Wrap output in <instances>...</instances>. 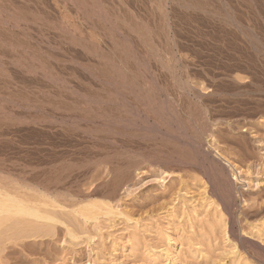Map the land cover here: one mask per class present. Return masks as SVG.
<instances>
[{"label": "rangeland", "instance_id": "374dc122", "mask_svg": "<svg viewBox=\"0 0 264 264\" xmlns=\"http://www.w3.org/2000/svg\"><path fill=\"white\" fill-rule=\"evenodd\" d=\"M54 1L55 2L58 1L57 3L59 4L60 7H62V11H64L66 8V10L64 11V14L62 15V18L60 17L61 24L64 19V21L66 20V22L69 21L70 23H75L78 27L81 26L80 28H82L81 30H83L84 32L83 34L87 38L85 42L86 44L84 45L86 47L89 45V47L95 51L94 45L92 44L91 41H88V40L93 39L96 42H99V41L100 43L103 42L102 47L107 46L111 50H114L115 53L112 51L110 53V58L114 61L116 60L115 62H117V57L119 56L118 54L119 47H120L119 42H121V39L118 38V34L116 35L117 37H115V31L111 33L112 30L109 28L110 24L108 25V24H105V22H103L104 25H106L104 26L100 22V21H104V18L102 17L103 13L108 14V15L107 14L104 15V17L105 16L108 17L112 15L110 18H115V16L116 18L117 16L118 18L120 16L121 17L125 16L127 20L129 21L131 20L132 22H135L136 24L140 22L139 26H141V22L143 23V21L145 24L148 22L147 25H149L152 32L155 33L156 31V33L158 34L162 33V31L160 32V30L163 29V25L161 26L162 23L160 24V19L162 20V14L159 9L161 0H137V1L136 0H131V1L130 0L128 1L127 0H118V1L117 0H101V1L95 0L101 4L97 6L94 5L96 4V2H93V0H91V2L90 0L88 1L82 0L84 2H81V4L79 2V5L78 4L76 5V2L74 0H69L70 3L67 0L65 1L64 0H54ZM208 1L210 2V9H212L213 11H211L212 13L210 12L207 13L206 16L202 15L203 13H200V12H198L199 13L198 14L197 11L196 12H194L193 10H192L193 12L189 11L185 8L180 7L177 4L175 5L170 4L171 8H174L175 11L178 8L177 9L178 15L182 14L179 16L176 15L177 16L176 20L178 21L179 31L181 30L180 31L181 33L179 32L178 34L177 40L179 42L180 41L182 42H180L181 43L180 44L178 41H175V43H178V45H176L175 43H171V41L167 40L163 36V34H160L163 37L162 39L160 35H159L160 37L154 36L153 39L155 40L156 44L153 42L154 44L152 43V45H154L155 48L157 49L156 51H158V53L156 54L157 57H153L150 51H148L150 50L149 44H147L148 47H146V44L142 43L136 35L133 36L134 38L131 37V39L134 42H131V44H127V48L132 46L130 47V49L131 50L135 49L136 54L138 52L140 54V55L137 54V57L138 56L140 57V58H136L137 60L132 59L134 60V63L132 60L131 61L129 60L130 65H132L133 71L136 70L134 68L135 66H137L136 73L138 74L136 76V73L133 72L134 73L133 79L137 78L136 81H139V83H141V81H144L145 79V82H147L148 86H151V85L155 86L156 84H158L155 87H158L159 85L161 87L162 91L160 90V87L158 88V90L155 88L157 91H159V93H156L157 91L154 90L153 92L154 94L153 93L148 94L149 95L148 97L151 98L154 96L153 100L154 99H156V101L158 100V102L154 100L155 103L151 102L153 101L152 98L150 99L151 101H149V99L145 100L147 98L146 95H144L145 99H143L144 98L143 96H140L142 99L139 97L138 99L136 97H132V99L134 100H130L131 98H129V96L127 97V95H124V100H122L120 96H117L116 94H114V91H111L110 96L111 97L113 96V97L110 98L105 90L106 88H109V89L110 88L114 89V88L109 87V86L105 87L106 84H104L103 77L102 75H100L102 59L98 57L100 56L98 55L100 54L99 51L97 50L96 55L98 56H96L94 51L92 52V49L90 48L88 49L85 46L83 48L80 46L81 48L79 47V49H78V46H76L75 48L72 47L73 49L70 48L69 46L71 45L68 44L70 42H65L63 40L65 39L66 41H69L68 38H66V35L64 33H63L64 35H62L63 31L61 32L59 29L60 18L57 17L59 19L58 21L55 16H52V14L50 15L46 11L45 9L46 4L44 0H38L37 2H32V3H28V1L26 2V0H22V1H19V0H12V1L4 0L3 1L1 0L0 1L1 9L4 8L5 6L6 8L11 7L9 9L11 12L13 10L14 11L13 13L15 15L21 12L22 7L20 6H22L21 4H24L23 7L27 6L28 8L31 7L32 9L30 8L29 10L26 7L27 10L25 11L26 8L24 7V10L22 9V12L25 11V13L29 15L31 14L32 17L33 15H35L36 17L38 16V20L33 19V18H31L32 20L31 19L29 20L30 18L29 15H25L24 13L25 15L24 16L23 13L21 14L19 13L18 15L19 16L21 15L24 18H21V20L23 19V21H21L20 23L18 22L19 29L15 27V29H17V30L14 29L15 30L14 33L16 34V36H14L15 34H13L11 40L12 41L15 40L14 42H16V45H19L20 47L18 48L15 45V48H14L15 50H13V48H10L12 50L9 49L7 53L5 52L8 49L0 47L1 49L0 51L3 50L4 52V49H5L4 53L0 52V58H1L0 65H2V62H3L4 70L5 72L7 71V73L5 72L2 73L3 71L1 69L3 68H1L2 66H0L1 68L0 74L4 76V77L2 76L3 79L1 77V80L3 83H1V80H0V90H2V92L0 91L1 92L0 93V104H1L0 105V186L1 187L4 186V184H6L7 180L9 179L10 183H16L18 186L21 187L20 191L9 189L10 193L26 201L25 202L26 205L33 206L36 209H39L43 213H46V214L51 213L50 216L53 214L52 216H54V218L57 217L55 218L54 220L55 222H54V221H47V220H41V219L35 220V218L33 217L30 218L28 216H25V217L16 216L15 217V216L7 215L8 219H6L7 216L4 215L3 216L5 219V221L3 222L4 224L3 223L0 224V264H170V262L157 261L158 258H156L157 257L156 255L152 256V254H148L149 247L157 249L158 252L160 249L166 248L167 235L173 239L172 244L169 247V249L172 250L173 252L174 251L177 252L179 261L184 262V260L187 259L188 264H200L202 260L201 259L199 260L196 254H193V255L189 254L191 250L200 248V249H204L205 251H207L208 249H211V248L213 249V245L215 248H219V249L221 248L222 250L223 247L228 245L226 237H227V234H231L230 230L232 226L229 220L226 223V229L225 227H219L217 225L215 227H210L211 224L209 225V223H207L209 220H211L210 218L205 219L208 221L202 220L200 223H197L195 221L196 223L193 222L194 225L192 224L194 228L191 232L190 228L186 224L187 222L185 221L184 217L180 219H178L177 217L179 214L180 215L182 214L183 209L180 210L182 208L180 205H179L180 209L175 210L178 213L177 215H176V212L174 213L176 216L168 212L167 211L168 209L166 208V206L169 205L168 203L176 199L179 195H181L182 192L183 193L186 192L187 194L186 198L188 200H191V199L193 200V198H196V200L197 199L199 200V193L200 192L202 193V191H204L205 188H208V190H210L208 192L210 196L208 194L207 196L211 197L212 195L213 198L215 199L216 193L211 188V184L215 185L214 176L217 172L216 169L213 167V165L209 161H206L205 163H203L202 161H190L191 163H188L189 160L188 161L184 160L187 163L176 164L174 162L175 164L173 163V165L167 166V164L163 162V161H166L168 158L167 151L172 152L177 149L179 150L180 147L183 149L191 148V145L189 146L187 145L188 144L186 142L187 138H184V137L190 135L194 131L195 132L198 131L199 129H196V128H200L205 121L206 123H208V125H210V127H212L209 129V131L211 132L212 129L218 127L221 123L223 124L225 119H228L229 116L235 114V109L244 110L243 113L245 114L246 117L248 116L247 118H251L252 114H255V113L258 114V112L260 114V112L263 110V112H261L263 115L261 114L260 115H261V119L264 120V103H262L261 105L260 104L255 105V104H249V103L248 105L247 104L244 105L245 103H243L244 106L240 105L241 107H238L236 105L237 103L236 101H246L247 102L248 99H251V97L257 98L260 96L259 89L257 87L255 88L252 85V83H250V81L248 82L249 78L247 75H248V72L252 70L254 73L256 71L258 74H255V76L257 75V78L255 77L254 79L255 81H258V83L256 82V84L260 85L262 82V79L264 80V75H262L264 74L263 73L264 65L261 66L259 64L260 62H258L259 56L257 55V50L254 49V47L252 48V46L248 44L249 42L244 33V29L245 27H248L249 25L252 26L253 23H254V26L256 27L262 24L263 21L261 20H263V17H262L263 15L261 14L260 7H262V4H263L262 2L264 0H258V2H256L257 0L256 1L255 0H208ZM126 2L128 3V5ZM134 2H136V4ZM106 4H109V5L107 6ZM224 4H226L228 7V10L231 14V19L227 20L224 17V11H223ZM32 5H34L35 9ZM67 5H70V6H67ZM80 5H82V7H84L85 5V9L81 8ZM118 6H121V7H118ZM15 8H18V9H15ZM42 8L44 10H42ZM34 10H36L37 13L39 14L41 12L42 13L39 15ZM43 12L44 13L47 12L45 15L49 14L50 17H48L49 15H47L46 17H43L44 16ZM100 12L101 13L103 12V13L101 14ZM191 12L194 16H197V18L199 16V19H197L196 17L192 15H189V13L191 14ZM78 13H80V15ZM81 13H82V17H80ZM98 13L101 14L100 15L101 17L99 16ZM95 14L97 16H95ZM195 14H198V15H195ZM3 16H6V14L5 15L3 14ZM25 17L28 18L27 21H24ZM39 17L44 18L43 21L40 20ZM99 17L103 20L101 19L98 20ZM49 18L51 20L52 19L54 20L50 21ZM91 18L94 20H91ZM55 19L57 21H55ZM34 20L35 22H33ZM36 20H37V26H35ZM114 20L116 19H111V22L115 23L116 21ZM236 21L238 23L242 22L243 25L242 24H239L240 26L237 25ZM32 22L34 25H32ZM47 22L51 23L50 26H49V23L46 24L47 26L44 24ZM22 25H24V27ZM56 25L59 27L56 28L55 27ZM180 25L182 29L180 28ZM103 26L107 29L109 28V30L105 29ZM258 28L259 26L255 29L256 35H258L259 30H260V29L258 30ZM11 29L10 30L13 33V27H11ZM59 33L63 37L64 36L65 37L64 38L58 37ZM110 34L112 35L110 36ZM99 35H100V38L98 37ZM260 35L257 37L259 38L262 37L261 32H260ZM180 37L181 39L182 38L184 39L181 40L179 39ZM114 38H117V40L118 41L120 40V41L117 42V40L115 39L116 40L115 41ZM155 38L161 39V40L158 41ZM238 38L240 39L238 40ZM60 39H62L63 41ZM242 40H243V43L241 42ZM89 42L94 48L90 46ZM66 43L68 45H66ZM117 45H118V48H117ZM187 45L189 46V48ZM212 45L213 46L215 45V46L213 47ZM105 47L102 49H105ZM84 48L88 50H85ZM68 49H71L72 51ZM75 49H77L78 51L80 50V51L78 52L76 50L73 52V50ZM116 49L118 50V52L116 51ZM10 51L13 54L17 52L19 54H15L12 56L10 55L12 54ZM35 51H37V53ZM86 51L88 52L86 53ZM133 51L134 50H132L131 52ZM22 52H23V58H22V55L20 56ZM116 52L118 56L116 55ZM147 52H149L148 53L149 55L147 54ZM66 53L67 55L69 56L73 55L74 57L73 56L69 57L66 55ZM146 54H147L146 59H148L147 61L149 63H146L147 62L145 59ZM183 54L185 56L189 55L188 57H191V59L195 57L193 60L196 59L194 62L197 61L196 62L197 64L193 62V65L190 68V70L191 69L192 70L191 71L189 70L188 71L189 73H187L189 78H191L190 83H191L192 90L194 89L193 91L192 90L182 91V90L177 89L178 87L176 86L177 85L176 79L172 77L173 74L170 69V65L172 66L173 64L171 61V59L173 60V58L171 56L175 55L176 58H179ZM15 56L17 59L19 57L20 59L18 60L19 62L18 61L16 63L13 62L14 60L13 58ZM75 57L76 58L78 57V58L76 59ZM158 57L162 59L163 61L160 60L159 62ZM21 58L23 59L22 61H21ZM71 58L72 59L74 58V60H72ZM81 58L84 59L85 61L82 60ZM251 58L257 62L253 61ZM30 59L32 61H29ZM139 59L140 60L142 59V60L140 61ZM249 60H250V63H249ZM170 61H171V64L169 63ZM137 62L141 64L144 69H145L146 64L147 66L148 64L151 65V67L146 66L147 69L144 70L140 68L141 65L139 66ZM161 62H164V63L162 64ZM43 63L47 67H44L42 65ZM143 63H146V64H143ZM256 63H258L257 64L258 66H255ZM14 64L16 65V67L18 66L20 69L18 67L16 68ZM27 64L36 66L37 67V68L35 67L36 70L29 69ZM51 64L58 67V69L55 68V66ZM10 65L11 66L14 65V66L11 67ZM26 66L28 70L26 69ZM193 66H194V69L192 68ZM248 67L250 68V70ZM254 67L256 68L254 69ZM12 68H13V71H12ZM150 68H151V71H150ZM195 68H198V69H195ZM234 69H237V71L235 72ZM148 70L150 71V73L146 72ZM21 71L23 72L22 74H20ZM139 72L142 74H139ZM240 72L242 74H238ZM261 72L262 74H259ZM12 73H14V75ZM221 73H223L224 75ZM153 74L155 75L154 76L155 79L158 78L156 84L152 82L151 80ZM216 74L217 76L219 75L222 76L224 82H222L221 84V81H220L218 85V88H217L219 89L218 96L212 97L211 96L212 93L209 87L207 88L208 85L206 83H208V81L212 78V76L215 77ZM230 74H232L233 76L235 75V76L232 78ZM236 74H238L240 78L238 82L240 84H237V86L232 83L233 82L232 79L237 77ZM138 75L141 77V79L138 77ZM5 76L7 77L6 80H4ZM49 76H52V78H50ZM227 77H230L231 79L229 80ZM239 78L237 77V79L236 78L235 79L238 80ZM155 79H153V81ZM257 79H259L260 81ZM243 80H244L243 82L244 84L242 83ZM12 81L15 83H13ZM148 81L153 83L154 85L151 83L149 84ZM233 85L235 86V88ZM13 86L14 88H9ZM221 86L223 89L221 88ZM174 88L178 92L174 90ZM200 94L202 95V98L199 97L201 96ZM261 95H264V94H261ZM107 97H109L110 99L115 98L116 100L114 99V101H117L118 99L119 101L118 105L117 104L111 105V106L104 105V107L105 106L107 107H105V110L104 109L102 110V108H100L101 106L97 104L100 102V100L107 99ZM96 100L99 102H97ZM125 100H127V102L129 103H127ZM77 101L78 103H75ZM122 101L124 103L121 104ZM60 102H63V103H60ZM161 102L162 103L164 102V105H163L164 111L162 110V104L161 106L158 104L160 107L157 105V103H161ZM140 103L142 106H140ZM114 106H118V107L126 106V107H129V108L131 107V108L130 109L128 108L130 111L127 108H124V109H127V111H124V109L122 110V107L121 109L118 108L120 109L121 111L120 112L118 109H115L116 107ZM89 107H90V110H88ZM158 108L159 109L161 108L162 112ZM151 110L153 111V113ZM253 111L255 112L253 113ZM104 112L105 113L107 112V114L109 115L111 113V117L113 116L116 117V115L119 114L117 117L122 116L128 119L131 118L130 120L132 119L133 120L134 119L147 120L146 121L147 123L145 122L144 124H142V123H139V120L137 121V126H138L137 128L139 130V133H141L140 134L141 136H139V138L138 137L133 138V140L130 138L129 143L130 142L133 143V144L130 143L131 145L130 146L129 143L127 145L125 143L126 141H124L126 137L121 138V135L115 134L114 132L109 131L112 134L111 135L108 132V130H106L108 129V127L105 126V128H102L104 121L102 119L96 118L95 116L97 114L99 115V113L101 114ZM123 112H127L126 114L124 113L125 115H127V117L123 114ZM173 113H175L174 114L175 116L176 114L177 116H180L181 120L179 119L180 121H177V116L175 117ZM95 118H96V121H95ZM50 119L53 121V124H51L52 122ZM210 123L212 124V126ZM117 125L118 124L116 123H112L109 126H111L112 129L122 128L121 126L119 125L117 126ZM253 127H254L252 130L253 134H251L250 135L251 137H249V141H248L249 144H248L247 150H245L242 147L236 146V144L232 143L231 140H228L225 138L224 139L218 138V137L217 138L220 140H218L217 143L215 144V147L218 148L217 151H214L213 149L211 151L207 147V145L204 146V151L205 152L211 151L212 158L214 157V159L220 162V165L224 169V172L228 176H230L231 179H233L232 174L234 171L231 167L228 166L227 162L231 164L234 163L236 167L242 168L241 171L244 176L242 175L243 177L241 178V180L236 182L237 189H238L237 197L239 199L238 205L236 208L238 213H250V210L252 213L256 212L255 210H257L258 207L256 206V204L253 205L254 204L253 199L255 197L258 198V194L260 192L262 191L264 192V165H261V164H264L263 163L264 162V121L254 122ZM100 128L102 129L100 130ZM106 132H108L109 134L108 133L106 134ZM160 133L169 134V136H167V138H165L164 140L161 138ZM178 133L180 135L185 133L186 136L182 135L183 139L182 141H180L181 144H178L176 146L173 139L176 138L175 134L176 136H178ZM111 136L113 137V140L111 139L112 138ZM148 136H150L151 138ZM100 137L102 138V140ZM134 140L135 142H133ZM120 142L121 143L124 142V144L122 143L121 145ZM125 145H127L129 148L127 146L126 148ZM243 150L245 151L243 152ZM218 151L221 156L217 153ZM174 160H177V158L175 157ZM131 161L133 162L136 161V163L138 162L137 165L140 164V166H137L138 171H136V173L132 175L130 181L126 183L125 182L126 180L123 179L124 173H125L124 170L126 171L125 166H127V164L130 163ZM162 170L168 172V175L165 176L166 183H165L164 188L160 187L156 180V178L159 177L158 171H162ZM246 172L248 174L245 176L244 173ZM116 180L117 182L120 180H122L123 182L124 180L122 184L126 183V186L122 188V190L119 192L120 199H121L120 201L121 202L123 201L122 203L121 202L120 203L122 205V209L126 212L127 216L130 218L131 221H126V219H128L127 216H126L127 217L126 219H122V220L116 219L114 220L115 224L113 225V228H110L113 223L111 218L109 219L108 217L104 216L102 213H100L96 209H91L90 207H87V206L92 203L102 204L103 202L107 201L109 193L107 195L106 193L107 191L109 192L111 190V186L113 183H116ZM126 187H128L129 190L132 192L131 197H128L127 194L123 193ZM179 190L180 191L184 190V191L180 193ZM0 191L5 192L4 189H1ZM121 195L122 197L123 196L124 197L122 198ZM243 196L245 197L249 196L250 198L248 200L249 204H247V206L242 203ZM213 198L210 201H213L214 200ZM192 200L190 202H193L195 199L193 201ZM177 201H175V203H178ZM188 206L189 204L187 205V207ZM83 207L85 208L83 209ZM214 207L216 206L213 204L209 208V210L214 209ZM243 207H245L247 210ZM177 208H179L178 205H177ZM253 208L255 209L254 211H253ZM88 209L92 211V213L90 214V217L96 218L97 220H86L85 221L84 218L79 213L77 214L76 212V210L81 211V210H88ZM170 215H172L173 217H169ZM72 216L74 219L72 218ZM28 221L31 223H29ZM73 221H75V223ZM135 221L137 222L138 225L135 223ZM24 222H26L27 224ZM95 222L96 224L99 223L101 225V226L99 225L100 230L102 229L101 231L95 232L92 229L93 227H91L90 225L92 226L95 225ZM37 223L39 224V226L36 225ZM258 223L264 224V218H260V217L253 218L252 217L247 221L243 220L241 223L235 226V230L237 231L238 234H244L247 237H250L252 233L253 234L255 233V237L254 238L251 237V239L252 240L254 239V241H256L257 239L258 240L260 239L259 241L257 240L256 242L258 243L261 242L260 244L264 245V232L263 234H261L262 236L261 238L260 236H256L257 234L256 230L255 229L253 230V226L257 225ZM16 225H19V226H16ZM25 226L27 227V229L25 228ZM28 226L30 229L28 228ZM33 227H35L36 229ZM22 228H24L25 230ZM222 229H225L226 232ZM22 230L23 232H21ZM72 231L76 235V238H72V236L69 235V232H72ZM86 231L90 232V234L89 233L87 234H89L92 237V240H90L87 237V234H85ZM117 242L123 243V246L117 247L116 245ZM196 244L198 246H196ZM217 254L218 253H216L215 255L213 254L212 255L215 257L217 256ZM194 255L196 256V259Z\"/></svg>", "mask_w": 264, "mask_h": 264}, {"label": "bare ground", "instance_id": "6f19581e", "mask_svg": "<svg viewBox=\"0 0 264 264\" xmlns=\"http://www.w3.org/2000/svg\"><path fill=\"white\" fill-rule=\"evenodd\" d=\"M1 1V0H0ZM4 1V0H3ZM12 1V0H11ZM19 1H22V0H19ZM28 1V3H32V2H37L38 0H26V2ZM65 1V0H64ZM67 1H69V0H67ZM75 2H76V5L78 4L79 5V2H80V4H81V2H84V1H82V0H74ZM88 1V0H87ZM99 1H101V0H99ZM118 1V0H117ZM128 1V0H127ZM131 1V0H130ZM137 1V0H136ZM256 1V0H255ZM44 2H45V4H46V7H45V9H46V11L51 15L52 14V16H55L56 18L57 17H61L62 18V15L64 14V11L66 10V8H65V10L64 11H62V7H60L59 6V4L57 3V2H55L54 0H44ZM72 2V1H71ZM74 2V3H75ZM90 2H91V0H90ZM93 2H96V4H94V5H99L100 3L98 2V1H95V0H93ZM97 2H98V4H97ZM160 2V1H159ZM256 2H258V0L256 1ZM15 3H17V2H15ZM19 3V2H18ZM25 3V2H24ZM40 3V2H39ZM42 3H43V1H42ZM69 3H70V1H69ZM87 3V2H86ZM118 3V2H117ZM116 3V4H117ZM127 3V2H126ZM135 4H136V2H134ZM248 3V2H247ZM263 4H262V7H260L261 9H260V11H261V14L263 15L262 17H263V20H261V21H263L262 22V24L261 25H258L257 23V25L259 26V28H258V30H259V33H258V35H256V33H255V29L258 27H256V26H254V23H253V25L252 26H248V27H245V29H244V33H245V35H246V37H247V39H248V44H250L251 46H252V48L254 47V49H256L257 50V55L259 56V61L258 62H260L259 64L261 65V66H263L264 65V1L262 2ZM8 4V3H7ZM11 4V3H10ZM45 4H44V6H45ZM66 4H67V2H66ZM83 4H85V3H83ZM110 4H111V2H110ZM115 4V5H116ZM170 4H172V5H175V4H177V5H179L180 7H182V8H185V9H187V10H189V11H194V12H196L197 11V13L198 12H200V13H203L202 15H205L206 16V14L207 13H212L211 11H213L212 9H210V2L208 1V0H161V2H160V5H159V9H160V11H161V14H162V20L160 19V24H161V26L163 25V29H161L160 30V32L162 31V33H160L159 31V33L160 34H163V36L167 39V40H169V41H171V43H175V41H178L177 40V37H178V34H179V32L181 31H179V26H178V21L176 20V18H177V16L176 15H178V13H177V9H176V11H175V9L174 8H171V6H170ZM258 4V3H257ZM22 6H20V7H22L21 8V12H19L20 14L21 13H23V15H24V13H25V11L27 10V8L25 9V11H23L22 12V9L24 10V7H23V5L24 4H21ZM25 5H27V4H25ZM72 5V4H71ZM93 5V6H94ZM101 5V4H100ZM107 6L109 5V4H106ZM114 5V4H113ZM127 5H128V3H127ZM137 5H138V3H137ZM0 6H1V4H0ZM11 6V5H10ZM33 7H34V5H32ZM63 6V5H62ZM66 6V5H65ZM67 6H70V5H67ZM253 6V5H252ZM261 6V5H260ZM3 7V6H2ZM8 7V6H7ZM14 7H15V5H14ZM13 7V8H14ZM19 7V8H20ZM64 7V6H63ZM79 7V6H78ZM80 7L81 8H83V9H85V5H84V7H82V5H80ZM91 7V6H90ZM89 7V8H90ZM99 7V6H98ZM102 7V6H101ZM110 7V6H109ZM118 7H121V6H118ZM9 8H11V7H9ZM9 8H6V6L4 7V8H2L1 9V7H0V47H2V48H6V49H8V50H6V52H5V49H4V52L5 53H7V51H9V49L10 48H13V50H15L14 48H15V45H16V42H14L15 40H11V38H12V35L13 34H15L14 33V31L15 30H17V29H19L18 27V22L20 23L21 21H23V19L21 20V18H24V17H22L21 15L19 16L17 13V15H15L13 12V10H12V12L10 11V9ZM12 8V9H13ZM31 8V7H30ZM30 8H28L29 10H30ZM68 8V7H67ZM73 8V7H72ZM95 8V7H94ZM93 8V9H94ZM97 8V7H96ZM103 8V7H102ZM112 8V7H111ZM223 8H224V17H225V19H231V14H230V12H229V10H228V7H227V5L226 4H224V6H223ZM15 9H18V8H15ZM32 9V8H31ZM34 9H35V7H34ZM70 9V8H69ZM76 9V8H75ZM83 9H81V10H83ZM92 9V8H91ZM98 9V8H97ZM124 9V8H123ZM132 9H133V7H132ZM42 10H44L43 8H42ZM77 10V9H76ZM80 10V9H79ZM99 10V9H98ZM184 10V9H183ZM182 10V11H183ZM186 10V11H187ZM248 10V9H247ZM32 11V10H31ZM36 13H37V11L36 10H34ZM70 11V10H69ZM88 11V10H87ZM87 11H86V13H87ZM100 11V10H99ZM104 11V10H103ZM179 11V10H178ZM192 11V12H193ZM244 11V10H243ZM246 11V10H245ZM251 11V10H250ZM2 12H4V13H2ZM16 12V11H15ZM29 12V11H28ZM39 12V11H38ZM46 12V13H47ZM76 12V11H75ZM80 12V11H79ZM91 12V11H90ZM89 12V13H90ZM105 12V11H104ZM108 12V11H107ZM111 12V11H110ZM192 12H191V14L189 13V15H192V16H194L193 14H192ZM35 13V14H36ZM42 13V12H41ZM40 13V14H41ZM46 13H44L43 12V14H44V16L43 17H46L47 15H49V14H47V15H45ZM101 13V12H100ZM103 13V12H102ZM101 13V14H102ZM134 13V12H133ZM146 13V12H145ZM257 13V12H256ZM2 14V15H1ZM3 14L5 15L6 14V16H3ZM37 14H39V13H37ZM39 14V15H40ZM79 15H80V13H78ZM93 14V13H92ZM99 14V13H98ZM101 14H99V16L101 15ZM107 13H103V18H104V21H100L103 25H104V23L103 22H105V24H110V26H109V28L112 30L111 31V33L113 32V31H115V37H117L116 35L118 34V38H120L121 39V42H119L118 40H117V38H114V40L116 39L117 40V42H119V45H120V47H119V56L117 55V52H118V50L116 49V55L118 56H116L117 57V62H115L114 60H112L111 58H110V53L113 51L114 52V50H111L110 48H108L107 46L105 47V49H102V48H104V47H102L103 46V42L102 43H100V41L99 42H96V41H94L92 38V40H88V41H91L92 42V44L94 45V47H95V51L92 49V48H90L89 47V45L86 47L84 44H86L85 42H86V40H87V38L84 36V32H83V30H81L82 28H80V27H78L75 23H70L69 21H67L66 22V20L64 21V19H63V21H62V24H61V18H60V24H59V26L61 27H59V26H55L56 28L57 27H59V29H60V31L62 32V35H66V38H68V40L69 41H66L65 39H63L64 37L59 33L58 34V37H63L62 39L65 41V42H70V43H68L69 45H71V46H69L70 48H72V47H76V46H78V49H79V47L81 46L82 48L85 46L86 48H90V49H92V52L94 51V53H95V55L97 54V50L99 51V53L100 54H98V55H100V56H98V55H96V56H98V57H100L101 59H102V66H101V74L100 75H102V77H103V81H104V84H106L105 85V87H107V86H109V87H112V88H114V89H109V88H106V92H107V94L109 95V97L110 98H112L110 95H111V91H114V94H116L117 96H120V98H122V100H124V95H127V97L129 96V98H131L130 100H134V99H132V97H136L137 99H138V97L139 98H141L140 96H143L144 97V95H146L147 96V98L145 99V97L143 98V99H145V100H148L149 99V101H151L150 99L152 98V100H153V97H148L149 95L148 94H152L153 92H154V90L155 91H157L158 90V88L160 87V85L158 86V87H155V86H157L158 84H156L157 83V80H158V78L157 79H155V75L153 74V76H152V78H151V80H152V82H154L156 85L155 86H148V84H147V82H145V79H144V81H141V83H139V81H136V79L134 78L133 79V75H134V73L133 72H135L136 73V71H137V66H135V68L134 69H136L135 71H133V69H132V65H130V63H129V60L131 61L132 59H136V58H140L139 56L137 57V54L138 55H140L139 54V52L136 54V51H135V49H132V50H134L135 51V53H134V51L133 52H131L132 50L130 49V47H132V46H130V47H128L127 48V44H131V42H134L132 39H131V37H133L134 35H136L139 39H140V41L142 42V43H145L146 44V47H148V45L147 44H149V46H150V50H148V51H150V53L153 55V57H157L156 56V54L158 53V51H156L157 49L155 48V46L154 45H152V43L154 42L155 43V40L153 39V37L155 36V37H160L161 35L160 34H158V33H156V31H155V33L154 32H152V30L150 29V27H149V25H147V23L145 24L144 23V21H143V23L141 22V26H139L140 24V22L139 23H135V22H132L131 20V22L129 21V20H127V18H125V16L123 17H119L118 18V16H117V18H116V16H115V18H110L111 16H108V17H104V15H106ZM160 14V15H161ZM184 14V13H183ZM187 14H188V12H187ZM199 14V13H198ZM198 14H195V15H198ZM25 15H29V14H27V13H25ZM24 15V16H25ZM50 15L48 16V17H50ZM66 15V14H65ZM69 15V14H68ZM90 15V14H89ZM94 15V14H93ZM108 15V14H107ZM179 15H182V14H179ZM178 15V16H179ZM201 15V16H202ZM212 15V14H211ZM246 15V14H245ZM253 15V14H252ZM30 16V18H29V20L31 19V18H33V19H37L38 20V16L36 17L35 15H33V17L31 16V14L29 15ZM28 16V17H29ZM42 16V15H41ZM75 16V15H74ZM85 16V15H84ZM95 16H97L96 14H95ZM131 16V15H130ZM185 16V15H184ZM27 17V16H26ZM25 17V20L24 21H27V19L28 18H26ZM36 17V18H35ZM65 17V16H64ZM80 17H82V13H81V16ZM101 17V16H100ZM98 18V20L99 19H101V18ZM138 17V16H137ZM152 17V16H151ZM183 17V16H182ZM194 17H196L197 18V16H194ZM193 17V18H194ZM53 18V17H52ZM72 18V17H71ZM139 18V17H138ZM154 18V17H153ZM191 18V17H190ZM195 18V19H196ZM39 19L40 20H42L43 21V19L44 18H41V17H39ZM46 19V18H45ZM96 19V18H95ZM111 19H116V20H114V21H116L115 23H113V22H111ZM144 19V18H143ZM147 19V18H146ZM149 19V18H148ZM197 19H199V16H198V18ZM247 19V18H246ZM253 19V18H252ZM20 20V21H19ZM32 20V19H31ZM37 20H36V25L35 26H37ZM39 20V21H40ZM49 20L50 21H52V20H54V19H50L49 18ZM57 20L59 21V19L57 18ZM56 19H55V21H57ZM91 20H94V19H92L91 18ZM101 20H103V19H101ZM134 20V19H133ZM141 20V19H140ZM153 20V19H152ZM151 20V21H152ZM179 20V19H178ZM185 20V19H184ZM192 20H194V19H192ZM233 20V19H232ZM249 20V19H248ZM38 21V22H39ZM136 21V20H135ZM138 21V20H137ZM142 21V20H141ZM147 21V20H146ZM161 21H163V22H161ZM235 21V20H234ZM29 22V21H28ZM33 22H35V20L33 21ZM33 22H32V25H34L33 24ZM82 22V21H81ZM89 22V21H88ZM93 22V21H92ZM95 22V21H94ZM99 22V21H98ZM130 22V23H129ZM153 22V21H152ZM41 23V22H40ZM49 22H47V23H44L45 25L46 24H48ZM56 23V22H55ZM59 23V22H58ZM57 23V24H58ZM91 23V22H90ZM89 23V24H90ZM134 23V24H133ZM151 23V22H150ZM236 23H237V25H239V24H242V22L241 23H238L237 21H236ZM248 23H249V21H248ZM252 23V22H251ZM39 24V23H38ZM43 24V25H44ZM50 24L51 23H49V26H50ZM84 24H86V23H84ZM83 24V25H84ZM152 24V23H151ZM25 25V24H24ZM24 25H22L23 27H24ZM44 25V26H45ZM55 25V24H54ZM88 25V24H87ZM153 25V24H152ZM152 25H150V26H152ZM243 25V24H242ZM22 26H20V27H22ZM26 26H27V24H26ZM43 26V27H44ZM47 26V25H46ZM45 26V27H46ZM86 26V25H85ZM104 26H106V25H104ZM103 26V27H104ZM183 26V25H182ZM240 26V25H239ZM253 26H254V28H253ZM261 26V27H260ZM11 27H13V33H12V29H11ZM15 27H17V29H15ZM29 27H30V25H29ZM28 27V28H29ZM88 27V26H87ZM236 27V26H235ZM26 28V27H25ZM32 28V27H31ZM41 28V27H40ZM51 28V27H50ZM55 28V29H56ZM84 28V27H83ZM105 28V27H104ZM103 28V29H104ZM109 28L107 29V28H105V29H107V30H109ZM152 28V27H151ZM160 28V27H159ZM180 28H181V25H180ZM192 28V27H191ZM11 29V30H10ZM15 29V30H14ZM36 29V28H35ZM53 29V28H52ZM182 29V28H181ZM215 29V28H214ZM21 30V29H20ZM51 30V29H50ZM93 30V29H92ZM95 30V29H94ZM100 30V29H99ZM106 30V31H107ZM230 30V29H229ZM25 31V30H24ZM30 31V30H29ZM45 31V30H44ZM55 31V30H54ZM59 31V32H60ZM183 31H184V29H183ZM21 32V31H20ZM236 32V31H235ZM257 32V31H256ZM260 32H261V34H262V37H257V36H259L260 35ZM27 33V32H26ZM41 33V32H40ZM64 33V34H63ZM181 33V32H180ZM234 33V32H233ZM223 34V33H222ZM232 34V33H231ZM238 34V33H237ZM54 35V34H53ZM60 35V36H59ZM89 35V34H88ZM103 35V34H102ZM112 34H110V36H111ZM160 35V36H159ZM236 35V34H235ZM234 35V36H235ZM14 36H16V34L14 35ZM18 36V35H17ZM22 36V35H21ZM42 36V35H41ZM114 36V35H113ZM180 36V35H179ZM227 36V35H226ZM230 36V35H229ZM261 36V35H260ZM47 37V36H46ZM99 38H100V35L98 36ZM103 37V36H102ZM107 37V36H106ZM182 37H183V35H182ZM134 38V37H133ZM137 38V39H138ZM163 37L161 36V39H162ZM223 38V37H222ZM18 39V38H17ZM20 39H22V38H20ZM57 39V38H56ZM62 39H60V40H62ZM90 39V38H89ZM110 39V38H109ZM108 39V40H109ZM136 39V38H135ZM155 39H157V38H155ZM161 39H157L158 41L159 40H161ZM165 39V40H166ZM179 39H181V37L179 38ZM184 38H182L181 40H183ZM240 38H238V40H239ZM242 39V38H241ZM19 40V39H18ZM59 40V41H60ZM62 40V41H63ZM115 40V41H116ZM154 40V41H153ZM166 40V41H167ZM23 41V40H22ZM21 41V42H22ZM58 41V42H59ZM103 41V40H102ZM110 41V40H109ZM115 41H113V42H115ZM169 41H168V43H169ZM237 41V40H236ZM108 42V41H107ZM136 42V41H135ZM179 42V41H178ZM180 42H182V41H180ZM179 42V43H180ZM238 42V41H237ZM242 43H243V40L241 41ZM245 42V41H244ZM13 43H15V44H13ZM24 43V42H23ZM88 43V42H87ZM90 43V42H89ZM153 43V44H154ZM67 43H66V45H68ZM102 44V45H101ZM116 44H118V43H116ZM156 44V43H155ZM176 45H178V43H175ZM175 44H173V45H175ZM181 44V43H180ZM199 44V43H198ZM221 44V43H220ZM26 45V44H25ZM60 45V44H59ZM143 45V44H142ZM169 45V44H168ZM201 45V44H200ZM90 46L91 47H93L92 45H91V43H90ZM109 46V45H108ZM129 46V45H128ZM188 46V45H187ZM209 46V45H208ZM213 46V45H212ZM215 46V45H214ZM213 46V47H214ZM9 47V48H8ZM16 47H20L19 45H16ZM64 47V46H63ZM68 47V46H67ZM80 47V48H81ZM93 47V48H94ZM139 47V46H138ZM173 47V46H172ZM184 47V46H183ZM182 47V48H183ZM212 47V48H213ZM226 47V46H225ZM35 48V47H34ZM37 48V47H36ZM117 48H118V45H117ZM180 48V47H179ZM181 48V49H182ZM188 48H189V46H188ZM202 48V47H201ZM206 48V47H205ZM204 48V49H205ZM212 48H210V49H212ZM237 48V47H236ZM246 48V47H245ZM21 49V48H20ZM58 49V48H57ZM73 49V48H72ZM85 49V48H84ZM88 49H85V50H88ZM184 49V48H183ZM195 49V48H194ZM218 49V48H217ZM222 49V48H221ZM1 50V49H0ZM10 50H12V49H10ZM22 50V49H21ZM68 50H71V49H68ZM67 50V51H68ZM77 49H75V50H73V52L74 51H76ZM129 50H131V51H129ZM178 50V49H177ZM186 50V49H185ZM219 50V49H218ZM237 50H239V49H237ZM256 50H254V51H256ZM19 51V50H18ZM34 51V50H33ZM38 51V50H37ZM37 51H35L36 53H37ZM54 51H56V50H54ZM62 51V50H61ZM64 51H66V50H64ZM72 51V50H71ZM78 51V50H77ZM80 51V50H79ZM78 51V52H79ZM198 51V50H197ZM230 51V50H229ZM0 52H3V50L2 51H0ZM3 52V53H4ZM11 52V51H10ZM20 52V51H19ZM53 52V51H52ZM59 52V51H58ZM88 51H86V53H87ZM190 52V51H189ZM188 52V53H189ZM225 52V51H224ZM258 52H259V54H258ZM12 53V52H11ZM14 53H15V51H14ZM31 53V52H30ZM55 53V52H54ZM64 53V52H63ZM71 53V52H70ZM81 53V52H80ZM115 53V52H114ZM113 53V54H114ZM149 52H147V54H148ZM214 53V52H213ZM15 54H19L18 52L17 53H15ZM15 54H10V55H15ZM73 54V53H72ZM71 54V55H72ZM79 54V53H78ZM91 54V53H90ZM90 54H89V56H90ZM112 54V55H113ZM147 54L145 55V59H146V57H147ZM22 55V58H23V52H22V54H20V56ZM25 55V54H24ZM27 55V54H26ZM66 55H67V53H66ZM76 55V54H75ZM82 55H83V53H82ZM92 55H94V54H92ZM149 55V54H148ZM180 55V54H179ZM184 55V54H183ZM180 56L179 58H176V56L175 55H173V56H171L172 58H173V60L171 59V61H172V66L170 65L171 64V61L169 62L170 64V69H171V71H172V74H173V76L172 77H174V79H176V86L178 87H176L177 89H179V90H182V91H191L192 90V87H191V83H190V79L191 78H189V76H188V74L187 73H189L188 71L190 70V68H191V66L193 65V62L196 60H193V59H191V57H188L187 55V57L184 55V56ZM194 55V54H193ZM254 55V54H253ZM6 56V55H5ZM9 56V55H8ZM28 56V55H27ZM42 56V55H41ZM51 56V55H50ZM56 56V55H55ZM64 56V55H63ZM67 56H69V55H67ZM73 56V55H72ZM72 56H69V57H72ZM84 56H86V55H84ZM83 56V57H84ZM88 56V55H87ZM88 56V57H89ZM114 56V55H113ZM191 56V55H190ZM18 57V56H17ZM48 57V56H47ZM53 57V56H52ZM68 57V58H69ZM74 57V56H73ZM79 57V56H78ZM77 57V58H78ZM95 57V56H94ZM115 57V58H116ZM152 57V56H151ZM160 57V56H159ZM158 57V58H159ZM257 57V56H256ZM7 58V57H6ZM10 58V57H9ZM16 58V56L13 58L14 60H16L15 59ZM21 58V61L23 60ZM34 58V57H33ZM41 58V57H40ZM76 58V57H75ZM76 58V59H77ZM86 58V57H85ZM97 58V57H96ZM114 58V59H115ZM144 58V57H143ZM149 58V57H148ZM157 58V59H158ZM162 58V57H161ZM201 58V57H200ZM202 58H204V57H202ZM1 59V58H0ZM39 59V58H38ZM51 59V58H50ZM72 59V58H71ZM70 59V60H71ZM82 59V58H81ZM166 59H167V57H166ZM170 59V58H169ZM215 59V58H214ZM226 59V58H225ZM248 59V58H247ZM250 59V58H249ZM252 59V58H251ZM256 59V60H257ZM13 60V62H17L18 60H20L19 59V57H18V59L16 60V61H14ZM25 60V59H24ZM40 60H42V59H40ZM44 60V59H43ZM72 60H74V58L72 59ZM82 60H84V59H82ZM91 60H93V59H91ZM137 60V59H136ZM140 60V59H139ZM138 60V61H139ZM142 60V59H141ZM140 60V61H141ZM148 59H146V61H147ZM160 60H162V59H160L159 58V62H160ZM219 60H220V58H219ZM253 60V59H252ZM11 61V60H10ZM28 61V60H27ZM29 61H32L31 59L29 60ZM48 61V60H47ZM76 61V60H75ZM85 61V60H84ZM95 61V60H94ZM133 61V63H134V60H132ZM158 61V60H157ZM163 61V60H162ZM165 61V60H164ZM168 61V60H167ZM246 61V60H245ZM253 61H255V60H253ZM19 62V61H18ZM24 62V61H23ZM22 62V63H23ZM40 62V61H39ZM144 62V61H143ZM197 62V61H196ZM196 62H194V63H196ZM211 62V61H210ZM247 62V61H246ZM255 62H257V61H255ZM10 63V62H9ZM56 63V62H55ZM59 63V62H58ZM73 63V62H72ZM75 63V62H74ZM79 63H80V61H79ZM138 63V62H137ZM146 63H149L148 61L146 62ZM146 63H143V64H146ZM162 64L164 63V62H161ZM160 63V64H161ZM218 63V62H217ZM225 63V62H224ZM249 63H250V60H249ZM13 64V63H12ZM18 64V63H17ZM20 64V63H19ZM26 64V63H25ZM24 64V65H25ZM95 64H97V63H95ZM139 64V63H138ZM197 64V63H196ZM248 64V63H247ZM253 64V63H252ZM258 63H256V65L255 66H258L257 65ZM15 65V64H14ZM14 65H12V66H14ZM28 65V67H29V69H34V70H36V66H34V65H29V64H27ZM40 65H41V63H40ZM44 67H47L46 65H44V63L42 64ZM51 65H53V64H51ZM50 65V66H51ZM135 65V64H134ZM141 64H139V66H140ZM195 65V64H194ZM224 65V64H223ZM259 65V66H260ZM0 66H2L1 68H3V69H1L3 72L2 73H4L5 72V70H4V65H3V62H2V65H0ZM11 66V65H10ZM11 66V67H12ZM20 66V65H19ZM53 66H55V65H53ZM94 66V65H93ZM146 66H147V64H146ZM146 66H145V69H147L146 68ZM163 66V65H162ZM165 66V65H164ZM200 66V65H199ZM210 66V65H209ZM228 66V65H227ZM235 66H237V65H235ZM234 66V67H235ZM247 66V65H246ZM249 66V65H248ZM254 66V65H253ZM15 67H16V65H15ZM15 67H14V69H15ZM18 67V66H17ZM16 67V68H17ZM36 67V68H35ZM63 67V66H62ZM61 67V68H62ZM147 67H151V65H149L148 64V66ZM169 67V66H168ZM197 67V66H196ZM19 68V67H18ZM22 68H23V66H22ZM25 68V67H24ZM55 68H57L58 69V67H56L55 66ZM54 68V69H55ZM140 68H142V69H144L143 67H142V65L140 66ZM163 68V67H162ZM193 69H194V66L192 67ZM200 68V67H199ZM202 68V67H201ZM204 68V67H203ZM229 68V67H228ZM239 68V67H238ZM245 68H247V67H245ZM249 68V67H248ZM256 67H254V69H255ZM20 69V68H19ZM19 69H17V70H19ZM26 69H27V66H26ZM46 69H48V68H46ZM54 69H53V71H54ZM144 69V70H145ZM156 69V68H155ZM169 69V68H168ZM195 69H198V68H195ZM240 69V68H239ZM244 69V68H243ZM252 69V68H251ZM28 70V69H27ZM45 70V69H44ZM50 70V69H49ZM86 70H87V68H86ZM140 70V69H139ZM159 70V69H158ZM192 70V69H191ZM190 70V71H191ZM209 70V69H208ZM207 70V71H208ZM231 70V69H230ZM235 70V72L237 71V69H234ZM245 70V69H244ZM249 70H250V68H249ZM257 70V69H256ZM12 71H13V68H12ZM24 71V70H23ZM48 71V70H47ZM83 71H84V69H83ZM150 71H151V68H150ZM150 71L148 70V71H146V72H149L150 73ZM153 71V70H152ZM198 71V70H197ZM205 71V70H204ZM204 71H202V72H204ZM261 71H262V69H261ZM264 71V70H263ZM9 72H10V70H9ZM28 72V71H27ZM32 72V71H31ZM34 72H36V71H34ZM81 72V71H80ZM199 72V71H198ZM228 72V71H227ZM235 72H233V73H235ZM248 72V71H247ZM246 72V73H247ZM259 72V71H258ZM5 73H7V71L5 72ZM19 73V72H18ZM17 73V74H18ZM23 72L21 71V73L20 74H22ZM83 73V72H82ZM154 73V72H153ZM191 73V72H190ZM245 73V74H246ZM264 73V72H263ZM13 75H14V73H12ZM25 74V73H24ZM28 74V73H27ZM46 74V73H45ZM49 74V73H48ZM47 74V75H48ZM81 74V73H80ZM137 74L138 73H136V76H137ZM139 74H142V73H140L139 72ZM171 74V73H170ZM212 74V73H211ZM221 74H223V73H221ZM238 74H242L241 72L240 73H238ZM238 74H236L237 75V77L239 78V75ZM244 74V73H243ZM255 74H258L256 71H255V73L253 72V70L252 71H250V72H248V78H249V80H248V82L250 81V83H252V85L256 88H258L259 89V92H260V96L259 97H257V98H252L251 97V99H248V101L246 102V101H236L237 103H236V105L238 106V107H241L242 105H243V103H245L244 105H248V103L249 104H255V105H261L262 103H264V95H261V94H264V80L262 79V82H261V84L259 85V84H256V82L258 83V81H255V77L257 78V75L255 76ZM259 74H262V72L261 73H259ZM1 76H0V80H1V77L3 76L2 74H0ZM5 75V74H4ZM34 75V74H33ZM46 75V76H47ZM50 75V74H49ZM82 75V74H81ZM84 75V74H83ZM100 75H99V77H100ZM190 75V74H189ZM195 75V74H194ZM207 75V74H206ZM213 75V74H212ZM224 75V74H223ZM231 76H232V78L235 76H233L232 74H230ZM262 75H264V74H262ZM19 76V75H18ZM17 76V77H18ZM26 76H28V75H26ZM45 76V77H46ZM95 76V75H94ZM136 76H134V77H136ZM142 76V75H141ZM143 76H145V75H143ZM148 76V75H147ZM151 76V75H150ZM149 76V77H150ZM196 76V75H195ZM216 76H217V74H216ZM213 77L212 76V78L208 81L207 79V81H208V83H206L208 86H207V88L209 87V89H210V91H211V96L212 97H215V96H218V90L219 89H217L218 88V85H219V83H220V81H221V84H222V82H224L223 81V77L222 76H217V77ZM225 76H227V75H225ZM247 76H246V78H247ZM4 77V76H3ZM3 77H2V79H3ZM9 77V76H8ZM21 77H23V76H21ZM50 78H52V76H49ZM55 77V76H54ZM138 77L141 79V77L138 75ZM148 77V78H149ZM163 77V76H162ZM161 77V78H162ZM191 77V76H190ZM211 77V76H210ZM237 77H235L236 79H237ZM6 76H5V78H4V80H6ZM95 78V77H94ZM142 78H144V77H142ZM147 78V77H146ZM195 78V77H194ZM197 78V77H196ZM204 78V77H203ZM229 80L231 79L230 77H227ZM232 79V83L233 84H235L236 86H237V84H240V83H238L239 82V80H240V78L238 79V80H236V79ZM259 78H260V76H259ZM11 79V78H10ZM9 79V80H10ZM29 79V78H28ZM98 79V78H97ZM101 79V78H100ZM153 79H155L154 81H153ZM172 79V78H171ZM205 79V78H204ZM209 79V78H208ZM224 79H226V78H224ZM227 79V80H228ZM242 79V78H241ZM244 79V78H243ZM148 80V79H147ZM146 80V81H147ZM150 80V79H149ZM150 80V81H151ZM247 80H245V81H247ZM257 80H259V79H257ZM8 81V80H7ZM15 81V80H14ZM53 81V80H52ZM194 81V80H193ZM198 81V80H197ZM226 81V80H225ZM260 81V80H259ZM13 82V81H12ZM11 82V83H12ZM143 82V83H142ZM162 82V81H161ZM244 82V80L242 81V83ZM1 83H3L2 82V80H1ZM13 83H15V82H13ZM148 83L150 84L151 82H149L148 81ZM200 83V82H199ZM230 83V82H229ZM260 83V82H259ZM151 84H153V83H151ZM201 84V83H200ZM204 84V83H203ZM225 84V83H224ZM244 84V83H243ZM5 85V84H4ZM3 85V86H4ZM154 85V84H153ZM175 86V85H174ZM234 86V85H233ZM6 87H8V86H6ZM15 87H17V86H15ZM194 87V86H193ZM2 88V87H1ZM9 88H14V86L13 87H9ZM157 90H156V89ZM221 88H222V86H221ZM220 88V89H221ZM230 88V87H229ZM228 88V89H229ZM234 88H235V86H234ZM244 88V87H243ZM3 89V88H2ZM167 89V88H166ZM223 89V88H222ZM14 90H16V89H14ZM160 90H161V87H160ZM174 90H176L175 88H174ZM194 90V89H193ZM192 90V91H193ZM197 90V89H196ZM1 92H2V90H0ZM4 91V90H3ZM11 91V90H10ZM9 91V92H10ZM104 91V92H105ZM162 91V90H161ZM177 91V90H176ZM175 91V92H176ZM0 92V93H1ZM5 92V91H4ZM178 92V91H177ZM199 92V91H198ZM232 92V91H231ZM78 93V92H77ZM156 93H159V91H157ZM172 93V92H171ZM202 93V92H201ZM210 93V92H209ZM220 93V92H219ZM256 93H257V91H256ZM13 94V93H12ZM106 94V95H107ZM154 94V93H153ZM161 94V93H160ZM177 94V93H176ZM178 94H180V93H178ZM199 94V93H198ZM203 94V93H202ZM9 95V94H8ZM113 95V94H112ZM156 95V94H155ZM197 95V94H196ZM201 95V94H200ZM238 95V94H237ZM6 96V95H5ZM115 96V95H114ZM123 96V97H122ZM152 96V95H151ZM208 96V95H207ZM206 96V97H207ZM243 96V95H242ZM241 96V97H242ZM256 96V95H255ZM101 97V96H100ZM103 97V96H102ZM109 97H107V99H102V100H100V102L99 101H97V102H99L97 105H99V106H101L100 108H102V110L104 109L105 110V107H107V106H105L104 107V105H115V104H117L118 105V99H117V101H114V99L115 98H113V99H110ZM127 97H125V98H127ZM189 97V96H188ZM199 97H201L202 98V95L201 96H199ZM209 97V96H208ZM9 98H10V96H9ZM95 98V97H94ZM99 98V97H98ZM117 98V97H116ZM119 98V97H118ZM135 98V99H136ZM174 98V97H173ZM179 98V97H178ZM185 98V97H184ZM210 98V97H209ZM250 98V97H249ZM100 99V98H99ZM142 99V98H141ZM187 99V98H186ZM212 99V98H211ZM231 99V98H230ZM246 99V98H245ZM88 100V99H87ZM116 100V99H115ZM155 101H156V99H154ZM154 100L153 101H151V102H153V103H155L154 102ZM178 100H180V99H178ZM244 100V99H243ZM247 100V99H246ZM3 101V100H2ZM126 102H127V100H125ZM138 101V100H137ZM160 101H162V100H160ZM202 101V100H201ZM208 101V100H207ZM66 102V101H65ZM93 102V101H92ZM96 102V103H97ZM139 102V101H138ZM146 102V101H145ZM156 102H158V100L156 101ZM177 102V101H176ZM219 102V101H218ZM222 102V101H221ZM233 102V101H232ZM60 103H63V102H60ZM67 103V102H66ZM73 103V102H72ZM71 103V104H72ZM75 103H78V101L77 102H75ZM89 103H90V101H89ZM122 103H124L123 101L121 102V104ZM127 103H129V102H127ZM126 103V104H127ZM168 103V102H167ZM182 103V102H181ZM200 103V102H199ZM208 103V102H207ZM68 104V103H67ZM70 104V105H71ZM81 104V103H80ZM80 104H79V106H80ZM85 104V103H84ZM143 104H145V103H143ZM160 105L161 106V104H162V110H163V105H164V102L162 103H157V105ZM209 104H210V102H209ZM224 104V103H223ZM234 104V103H233ZM1 105V104H0ZM64 105H65V103H64ZM69 105V106H70ZM93 105H95V104H93ZM156 105V104H155ZM156 105V106H157ZM158 105V106H159ZM182 105V104H181ZM214 105V104H213ZM217 105V104H216ZM241 105V106H240ZM243 105V106H244ZM61 106V105H60ZM62 106H63V104H62ZM68 106V105H67ZM78 106V107H79ZM89 106V105H88ZM92 106V105H91ZM123 106H124V104H123ZM127 106V105H126ZM122 107V110L124 109V108H129V107ZM140 106H142L141 105V103H140ZM157 106V107H158ZM159 106V107H160ZM180 106V105H179ZM178 106V107H179ZM235 106V105H234ZM254 106V105H253ZM82 107V106H81ZM104 107V108H103ZM109 107V106H108ZM114 107H116L115 109H118V108H120L121 109V107H118V106H114ZM146 107V106H145ZM144 107V108H145ZM153 107V106H152ZM156 107V108H157ZM182 107V106H181ZM180 107V108H181ZM185 107V106H184ZM183 107V108H184ZM217 107V106H216ZM224 107V106H223ZM233 107V106H232ZM246 107V106H245ZM86 108V107H85ZM100 108H98V109H100ZM131 108V107H130ZM129 108V109H130ZM137 108V107H136ZM209 108H210V106H209ZM237 108V107H236ZM257 108V107H256ZM259 108V107H258ZM261 108V107H260ZM92 109V108H91ZM93 109H94V107H93ZM109 109V108H108ZM107 109V110H108ZM120 109H118L119 111H120ZM127 109H124V111H127ZM128 109V110H129ZM151 109V108H150ZM159 109V108H158ZM200 109V108H199ZM213 109V108H212ZM226 109V108H225ZM234 109H235V107H234ZM243 109H244V107H243ZM82 110V109H81ZM86 110V109H85ZM84 110V111H85ZM88 110H90V107H89V109ZM101 110V111H102ZM106 110V111H107ZM112 110V109H111ZM155 110V109H154ZM159 110H161V108L159 109ZM162 110H161V112H162ZM174 110V109H173ZM180 110V109H179ZM218 110V109H217ZM216 110V111H217ZM227 110V109H226ZM80 111V110H79ZM100 111V110H99ZM130 111V110H129ZM152 111V110H151ZM150 111V112H151ZM164 111V110H163ZM182 111V110H181ZM200 111V110H199ZM208 111V110H207ZM228 111V110H227ZM248 111H249V109H248ZM261 111V110H260ZM83 112V111H82ZM87 112V111H86ZM91 112V111H90ZM121 112V111H120ZM119 112V113H120ZM174 112V111H173ZM177 112V111H176ZM175 112V113H176ZM183 112V111H182ZM222 112V111H221ZM244 112V110H236L235 109V114H233V115H231V116H229V118L228 119H225V121L223 122V124L221 123L218 127H216V128H214V129H212V131L210 132L209 131V129L210 128H212V127H210V125H208V123H206V121L203 123V125L200 127V128H196V129H199L198 131H192L193 133H191L190 135H188V136H186L185 135V133L184 134H182V135H185L186 137H184V138H187L186 139V142L188 143L187 145L189 146V145H191V148H189V149H186V148H179V150L177 149V150H174V151H167L168 153H167V156H168V158H167V160L166 161H163V162H165V164H167V166H170V165H173V163L175 162L176 164H185V163H187L186 161H188V163H191L190 161H202L203 163H205L206 161H209L212 165H213V167L216 169V174H215V176H214V183H215V185L214 184H211V188L215 191V199L213 198V196L211 195V197H209L210 195L208 194V192L210 191V190H208V188H205L204 189V191H202V193L200 192L199 193V200L197 199L196 200V198H193V202H190L191 200H188L186 197H187V194H186V192L185 193H183L182 191H184V190H182V191H180L179 190V192L181 193V195H179L176 199H174L172 202H170V203H168L169 205L168 206H166V208L168 209H166L168 212H170L171 214H174L176 211V209L178 210V209H180V206L182 207L180 210H182V214L180 215H178L177 217H178V219H180V218H183L184 217V219H185V221L187 222H185L187 225H188V227L190 228V230H191V232H192V230H193V226H192V224H193V222H197V223H200L202 220H205V219H207V218H210L211 220H205V221H208L207 223H209V225H210V227H215L216 225L217 226H219V227H225V229H226V223H227V221L229 220L230 221V223H231V234H227V243H228V245L227 246H225V247H223L222 248V250H221V248L219 249V248H215L214 247V245H213V249L211 248V249H208L207 251H205L204 249H200V248H194L195 250H191L190 252H189V254H196L197 255V257L199 258V260L201 259L202 261L200 262V264H264V245H262V244H260V243H258V242H256L258 239H257V237H256V241H254V239L252 240L251 239V237H255V233L253 234L252 232V235H250V237H247L246 235H244V234H238L237 233V231L235 230V226L237 225V224H239V223H241L243 220L244 221H247V220H249L250 218H254V217H260V218H264V192L262 191V192H260L259 194H258V198H254L253 200H254V204L253 205H255L256 204V206L258 207V209L257 210H255L254 208H253V211L255 210L256 212H251V210H250V213H238L237 212V205H238V201H239V199H238V197H237V194H238V189H237V183L236 182H238V181H240L241 180V178L244 176L243 175V173H242V171H241V169L242 168H238V167H236V165H234V163L233 164H231V163H229V162H227L228 163V166L229 167H231L232 169H233V174H232V177H233V179H231L230 178V176H228L225 172H224V169L221 167V165H220V162L219 161H217L216 159H214V157L212 158V153H211V151H212V149L214 150V151H217L218 150V148H216L215 147V144L217 143V141L218 140H220V139H218V138H225V139H228V140H231V142L232 143H234V144H236V146H239V147H242V148H244L245 150H247V147H248V141H249V137H251L250 135L251 134H253L252 133V130H253V126H254V122H256V121H261V122H263L264 120H262L261 119V115H263L261 112H263V110L260 112V114H259V112H258V114L257 113H255V114H252V116H251V118H247L246 116H245V114L243 113ZM251 112V111H250ZM255 111H253V113H254ZM92 113H93V111H92ZM126 114L127 112H123V114ZM152 113H153V111H152ZM165 113V112H164ZM175 113H173V115L175 114ZM178 113V112H177ZM185 113V112H184ZM204 113V112H203ZM230 113V112H229ZM247 113V112H246ZM86 114V113H85ZM124 114V115H125ZM155 114V113H154ZM208 114V113H207ZM222 114V113H221ZM228 114V113H227ZM119 115V114H118ZM118 115H116V117H114L113 116V114H112V116L114 117H111V113H110V115L109 114H107V112L105 113H99V115L97 114L95 117L96 118H98V119H102L103 121H104V123H103V127L102 126H100V127H102V128H105V126L106 127H108V129H106V130H108V132L110 131H112V132H114L115 134H119V135H121V138L122 137H126L125 139H124V141H126L125 143L128 145V143H129V141H130V138L133 140V138H139V136H141L140 134L141 133H139V130H138V126H137V121L139 120V123H142V124H144L147 120H141V119H138V120H136V119H132V120H130V119H128V118H124V117H122V116H119V117H117ZM170 115V114H169ZM179 115V114H178ZM182 115V114H181ZM193 115V114H192ZM259 115H260V117H259ZM49 116V115H48ZM126 117H127V115H125ZM158 116V115H157ZM175 116V115H174ZM176 116H177V114H176ZM175 116V117H176ZM215 116V115H214ZM217 116V115H216ZM220 116V115H219ZM50 117H51V115H50ZM87 117V116H86ZM224 117V116H223ZM226 117V116H225ZM89 118V117H88ZM93 118H94V116H93ZM92 118V119H93ZM96 118H95V121H96ZM138 118V117H137ZM53 119V118H52ZM161 119H162V117H161ZM166 119V118H165ZM173 119V118H172ZM175 119V118H174ZM181 120V117L180 116H177V121H180ZM222 119V118H221ZM49 120V119H48ZM51 120V119H50ZM142 122H141V121ZM201 120V119H200ZM88 121V120H87ZM90 121V120H89ZM94 121V120H93ZM149 121V120H148ZM51 124H53V121L51 120ZM99 122V121H98ZM112 123H116V124H118L119 126H121L122 128H120V129H118L117 127V129H112L111 128V126H109L110 124H112ZM147 123V122H146ZM163 123V122H162ZM50 124V125H51ZM99 124V123H98ZM102 124V123H101ZM167 124V123H166ZM211 124V123H210ZM117 125V126H118ZM158 125V124H157ZM170 125V124H169ZM168 125V126H169ZM177 125V124H176ZM175 125V126H176ZM46 126V125H45ZM116 126V125H115ZM211 126H212V124H211ZM10 127V126H9ZM51 128V127H50ZM102 128H100V130L102 129ZM160 128V127H159ZM7 129H9V128H7ZM90 129V128H89ZM256 129V128H255ZM91 130H93V129H91ZM116 130V131H115ZM160 130V129H159ZM10 131V130H9ZM53 131V130H52ZM96 131H97V129H96ZM103 131V130H102ZM157 131V130H156ZM255 131V130H254ZM108 132H106V134L108 133ZM109 132V133H110ZM168 132V131H167ZM4 133H5V131H4ZM108 133V134H109ZM113 133V134H114ZM174 133V132H173ZM182 133V132H181ZM101 134H103V133H101ZM100 134V135H101ZM111 134V133H110ZM151 134V133H150ZM112 135V134H111ZM159 135V134H158ZM160 135H161V138L162 139H164L165 140V138H167V136H169V134H163V133H160ZM182 135H180L179 133H178V136H176V134H175V139H173L174 140V143L176 144V146L178 145V144H181L180 143V141H182V139H183V136ZM154 136V135H153ZM157 136V135H156ZM172 136V135H171ZM110 137V136H109ZM112 137V136H111ZM145 137V136H144ZM143 137V138H144ZM148 137H150V136H148ZM155 137V136H154ZM153 137V138H154ZM218 137V138H217ZM101 138V137H100ZM107 138V137H106ZM121 138H119V139H121ZM151 138V137H150ZM105 139V138H104ZM112 140H113V137L111 138ZM118 139V138H117ZM156 139V138H155ZM101 140H102V138H101ZM108 140V139H107ZM137 140V139H136ZM143 140V139H142ZM251 140V139H250ZM120 141V140H119ZM169 141V140H168ZM171 141V140H170ZM184 141V140H183ZM226 141V140H225ZM133 142H135V140L133 141ZM172 142V141H171ZM107 143V142H106ZM115 143V142H114ZM118 143V142H117ZM116 143V144H117ZM121 143V142H120ZM123 144H124V142H122ZM122 143H121V145H122ZM131 144H133L132 142H130ZM130 143H129V145H130ZM137 143V142H136ZM223 143V142H222ZM228 143V142H227ZM135 144V143H134ZM186 144V143H185ZM108 145V144H107ZM127 145H125V147L127 146ZM207 145V147L211 150V151H209V152H205L204 151V146H206ZM131 146V145H130ZM104 147V146H103ZM128 147V146H127ZM126 147V148H127ZM218 147V146H217ZM129 148V147H128ZM167 148V147H166ZM249 148H250V146H249ZM170 150V149H169ZM245 150H243V152L245 151ZM248 150H250V149H248ZM241 151V150H240ZM239 151V152H240ZM164 152V151H163ZM238 152V151H237ZM242 152V151H241ZM240 152V153H241ZM218 154H219V151L217 152ZM217 154V155H218ZM220 155V154H219ZM124 156V155H123ZM221 156V155H220ZM219 156V157H220ZM175 157L177 158V160H174L175 159ZM250 157V156H249ZM166 158V157H165ZM159 160H161V159H159ZM184 160H186V161H184ZM138 163V162H137ZM137 163H136V161L135 162H133V161H131L130 163H128L127 164V166H125V168H126V171L124 170V177H123V179L124 180H126L125 182L127 183L128 181H130V179H131V177H132V175H134L135 173H136V171H138V168H137V166H140V164L139 165H137ZM140 163V162H139ZM174 163V164H175ZM264 163V162H263ZM261 165H264V164H261ZM203 166V165H202ZM238 166V165H237ZM120 170V169H119ZM123 170V169H122ZM158 174H159V177L158 178H156V180H157V182H158V185L160 186V187H163L164 188V186H165V183H166V180H165V176L166 175H168V172L167 171H158ZM245 174V176L248 174L247 172L246 173H244ZM243 175V176H242ZM122 179V178H121ZM5 180V179H4ZM119 180V179H118ZM124 180H123V182H124ZM6 181V180H5ZM2 182H4V181H2ZM113 182V181H112ZM122 182V180H120V181H118L117 182V180H116V183H113L112 184V186H111V190L108 192L107 191V193H106V195L109 193V196H108V199H107V201H105V202H103L102 204H94V203H92V204H89L87 207H90L91 209H96L97 211H99L100 213H102L104 216H106V217H108L109 219L111 218V220L113 221V223H112V225H111V227L110 228H113V225L115 224V221L114 220H116V219H119V220H122V219H126L128 216H127V214H126V212L122 209V205H121V203L123 202H121L120 200V191L122 190V188H124L125 186H126V183H124V184H122L123 183ZM105 183V182H104ZM109 184V183H108ZM100 186V185H99ZM103 186H104V184H103ZM208 186V185H207ZM212 186H214V187H212ZM98 187V186H97ZM99 188V187H98ZM238 188H240V187H238ZM1 189H4L5 190V192H2V191H0V224H2L4 221H5V219H4V215L5 216H19V217H25V216H28V217H30V218H35V220L36 219H41V220H47V221H54L55 220V218H57V217H55L54 218V216H50V214H46V213H43L41 210H39V209H36L35 207H33V206H28V205H26L25 204V202L26 201H24V200H22V199H20L18 196H15V195H13L12 193H10V190L9 189H14V190H16V191H20L21 190V187L20 186H18L16 183H10L9 182V179L7 180V183L6 184H4V186H0V190ZM102 189V188H101ZM95 190H97V189H95ZM103 190V189H102ZM106 190V189H105ZM104 190V191H105ZM170 192V191H169ZM241 192V191H240ZM99 193V192H98ZM123 193H125V194H127V196L128 197H131L132 196V192L129 190V188L128 187H126L125 189H124V192ZM178 193V192H177ZM172 194H174V193H172ZM207 194L209 195V196H207ZM213 194V193H212ZM80 196V195H79ZM78 196V197H79ZM126 196V195H125ZM41 197H43V196H41ZM82 197H83V195H82ZM87 197V196H86ZM121 197H122V195H121ZM124 197V196H123ZM122 197V198H123ZM181 198V199H180ZM214 199L213 201H210L211 199ZM82 199V198H81ZM186 199H187V201H186ZM250 198H249V196L248 197H245V196H243L242 197V203L244 204V205H246L247 206V204H249V202H248V200H249ZM178 200V201H177ZM181 200V201H180ZM175 201H177L178 203H175ZM121 202V203H120ZM241 203V204H242ZM189 204V206L187 207V205ZM215 205L216 207H214V209H211V210H209V208L212 206V205ZM177 205H178V207L179 208H177ZM180 205V206H179ZM255 206V207H256ZM127 207V206H126ZM253 207V206H252ZM85 207H83V209H84ZM243 208H245V207H243ZM246 209V208H245ZM247 210V209H246ZM166 211V212H167ZM76 212H77V214L79 213L83 218H84V220L86 221V220H97L96 218H91L90 217V214L92 213V211H90V209H88V210H76ZM243 212V211H242ZM249 212V211H248ZM178 213L176 212V215H177ZM175 215V214H174ZM175 215V216H176ZM8 216H7V218L6 219H8ZM56 216V215H55ZM127 216V217H126ZM169 217H173L172 215H170ZM3 218V219H2ZM72 218H73V216H72ZM74 219V218H73ZM11 220V219H10ZM134 220V219H133ZM192 220H194V221H192ZM126 221H131L130 220V218L128 217V219H126ZM125 221V222H126ZM257 221V220H256ZM18 222H20V221H18ZM29 222V221H28ZM55 222V221H54ZM53 222V223H54ZM57 222V221H56ZM74 223H75V221H73ZM97 222V221H96ZM96 222H95V225H90L91 227H93L92 229L96 232V231H101L100 230V224L98 223V224H96ZM133 222V221H132ZM191 222V223H190ZM195 222V223H196ZM7 223V222H6ZM5 223V224H6ZM24 223H26V222H24ZM29 223H31V222H29ZM33 223V222H32ZM39 223V222H38ZM36 224V225H38L39 226V224ZM52 223V222H51ZM77 223V222H76ZM135 223L137 224V222L135 221ZM256 223V222H255ZM4 224V223H3ZM20 224H22V223H20ZM19 224V225H20ZM27 224V223H26ZM79 224V223H78ZM92 224V223H91ZM259 224V223H258ZM254 225L253 226V230L255 229L256 230V236H260L261 238H262V236H261V234H263V232H264V224L262 223V224H259V225ZM19 225H16V226H19ZM25 225V224H24ZM24 225H22V226H24ZM30 225V224H29ZM100 225V226H99ZM138 225V224H137ZM186 225V226H187ZM194 225V224H193ZM21 226V225H20ZM27 226V225H26ZM25 226V228L27 229V227ZM134 226V225H133ZM136 226V225H135ZM1 227H2V225H1ZM36 227V226H35ZM35 227H33V228H35ZM187 227V228H188ZM243 227V226H242ZM20 228V227H19ZM28 228H29V226H28ZM32 228V227H31ZM88 228V227H87ZM188 228V229H189ZM217 228V227H216ZM18 229V228H17ZM22 229H24V228H22ZM30 229V228H29ZM36 229V228H35ZM38 229V228H37ZM89 229V228H88ZM225 229H222V230H224L225 231ZM19 230V229H18ZM25 230V229H24ZM34 230V229H33ZM222 230H220V231H222ZM240 230V229H239ZM238 230V231H239ZM252 230V229H251ZM35 231V230H34ZM38 231V230H37ZM85 231V230H84ZM21 232H23V230L21 231ZM190 232V233H191ZM226 232V231H225ZM87 233H89L90 234V232L88 231H86L85 232V234H87ZM98 233V232H97ZM243 233V232H242ZM244 233H245V231H244ZM72 234H74L73 233V231L72 232H69V235L70 236H72V238H76V235L74 234V235H72ZM89 234H87V237L90 239V240H92V237L89 235ZM166 235V234H165ZM230 235V236H229ZM260 240V239H259ZM258 240V241H259ZM172 241H173V239L170 237V236H168L167 235V238H166V248H162V249H158L159 250V252L157 251V249H155V248H152V247H149V253L148 254H152V256L153 255H156L157 257L156 258H158V260L157 261H165V262H170V264H188V262H187V259L186 260H184V262L183 261H179L178 260V254H177V252H173L172 250H170L169 249V247L171 246V244H172ZM115 242H116V240H115ZM103 243V242H102ZM116 244V243H115ZM194 244V243H193ZM192 244V245H193ZM117 247H122L123 246V243H120V242H117ZM200 245V244H199ZM101 246V245H100ZM196 246H198L197 244H196ZM195 246V247H196ZM116 247V246H115ZM200 247V246H199ZM211 247V246H210ZM219 247V246H218ZM210 251V252H209ZM217 251H219V252H217ZM221 251V252H220ZM216 253H218L217 254V256H213V255H215ZM213 254V255H212ZM213 257H212V256ZM149 256V255H148ZM195 256V255H194ZM193 256V257H194ZM151 257V256H150ZM188 257H189V255H188ZM228 257H229V259H228ZM195 259H196V256H195ZM196 261H198V260H196Z\"/></svg>", "mask_w": 264, "mask_h": 264}]
</instances>
